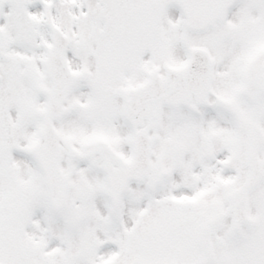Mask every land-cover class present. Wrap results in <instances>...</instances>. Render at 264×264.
Masks as SVG:
<instances>
[{
	"label": "snow or ice",
	"instance_id": "6c2138e0",
	"mask_svg": "<svg viewBox=\"0 0 264 264\" xmlns=\"http://www.w3.org/2000/svg\"><path fill=\"white\" fill-rule=\"evenodd\" d=\"M0 264H264V0H0Z\"/></svg>",
	"mask_w": 264,
	"mask_h": 264
}]
</instances>
